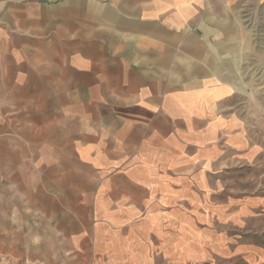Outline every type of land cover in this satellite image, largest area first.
Instances as JSON below:
<instances>
[{
  "label": "crops",
  "instance_id": "1",
  "mask_svg": "<svg viewBox=\"0 0 264 264\" xmlns=\"http://www.w3.org/2000/svg\"><path fill=\"white\" fill-rule=\"evenodd\" d=\"M262 1L0 0V257L264 264L229 233L264 228V196L223 183L262 154L242 95Z\"/></svg>",
  "mask_w": 264,
  "mask_h": 264
},
{
  "label": "rangeland",
  "instance_id": "2",
  "mask_svg": "<svg viewBox=\"0 0 264 264\" xmlns=\"http://www.w3.org/2000/svg\"><path fill=\"white\" fill-rule=\"evenodd\" d=\"M243 23L249 31L250 52L242 95L246 99L245 110L253 133L250 136L254 140L253 143L262 146V154H259L257 161L229 168L223 183L235 192L264 196V0L258 5H251L250 15L244 18ZM248 217V221L255 222L256 227L259 223L264 224V209L262 208L261 213L249 214ZM233 229L229 231L230 234L239 232L243 237L247 235V238L263 240L264 246V228ZM5 258L8 257H0V264H11L6 262Z\"/></svg>",
  "mask_w": 264,
  "mask_h": 264
}]
</instances>
